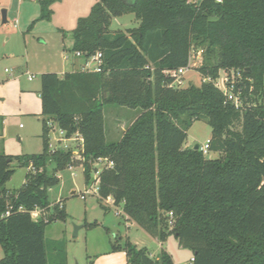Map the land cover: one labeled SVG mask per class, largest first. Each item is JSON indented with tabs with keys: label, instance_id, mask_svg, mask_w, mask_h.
I'll use <instances>...</instances> for the list:
<instances>
[{
	"label": "trees",
	"instance_id": "trees-1",
	"mask_svg": "<svg viewBox=\"0 0 264 264\" xmlns=\"http://www.w3.org/2000/svg\"><path fill=\"white\" fill-rule=\"evenodd\" d=\"M58 2L40 0L29 29L51 21ZM123 15L139 26L111 31ZM71 35V52L84 60L101 53L102 71L40 76L42 153L0 154V264H69L67 244L45 239L51 222L67 219L57 205L49 215V190L76 158L51 150V121L83 139L86 184L94 162L112 164L99 175L100 200L123 205L148 234L161 242L173 237L192 251L193 264H264V0H98ZM193 48L203 50L198 71L210 81L171 86L166 72L187 67ZM221 71L240 73L232 90L239 107L216 86ZM109 106L139 112L119 141L107 140ZM201 120L212 129L209 151L218 159L184 147ZM14 159L35 172L12 194L6 184ZM121 241L116 236L112 251L125 252L127 264H175L164 250L154 260L129 238Z\"/></svg>",
	"mask_w": 264,
	"mask_h": 264
},
{
	"label": "rangeland",
	"instance_id": "rangeland-1",
	"mask_svg": "<svg viewBox=\"0 0 264 264\" xmlns=\"http://www.w3.org/2000/svg\"><path fill=\"white\" fill-rule=\"evenodd\" d=\"M40 0L32 2V0H24L19 3L14 0L12 3L9 24L3 28L5 34L11 37L9 47L14 53H17L21 65L26 66V52H29L31 60L35 64H40L43 60L42 56L48 51L53 54L57 52L63 56L64 50L69 56V59H58L62 63L65 72H72L71 62L75 55L71 52L73 41L72 31L77 27V22L80 17H86L91 8L98 3V0H61L52 7L54 14L51 22L43 20L33 24V16L31 12L41 14ZM7 9L6 6L0 10ZM39 14V16H40ZM32 15V16H31ZM36 15V14H35ZM32 17V18H31ZM39 18V17H38ZM33 19V20H32ZM17 20V22H15ZM111 31L117 30L127 31L137 27V20L134 15H123L113 19ZM63 30L62 32L58 29ZM4 37H0L2 39ZM192 70L185 73L181 78L182 88L190 85L200 86L204 82V78L199 73L198 69L202 66L204 55L200 48H193L191 51ZM58 58V57H57ZM83 67L75 71H81ZM220 79L215 80V83L221 87L224 86L226 73L221 71ZM35 82H40V75L34 76ZM210 81L209 79L206 80ZM105 131L107 132L108 141H116L122 133L123 129L127 128L137 118L138 111L130 110L126 107L109 106L105 109ZM33 120H25L17 118L8 122L9 137L5 140V153L14 157L26 156L28 154L42 153V145L39 140L33 139L21 143L18 136L24 131H21L19 125L22 124L26 130L30 122ZM38 123V121H36ZM56 126V124H55ZM120 132V133H119ZM50 148H56V139L61 137L58 129L50 132ZM212 129L206 121H195L188 132V139L185 147L194 149L196 145L204 146L211 139ZM77 136V135H76ZM73 136V137H76ZM80 138L76 141L68 142L69 150L82 153ZM4 154L0 152V154ZM221 157L219 152H210L206 155L207 159L213 160ZM95 163V162H94ZM106 162L102 161L98 168L93 164V179L90 184H86L83 164L74 162L72 168H65L59 172L58 185L50 188L48 199L51 203L49 215L55 213V205L65 208L67 219L65 222L54 220L48 225L45 239L47 243L50 241H64L67 244V254L71 264H93L97 256L105 253L113 252L112 246L115 244L116 236L122 238L123 242L126 238L135 244L139 249L146 248L150 257L156 260L162 250L166 251L174 260L175 264H191L192 251L179 245L173 238L169 237L165 242L159 241L158 238L148 234L142 227L135 222H130L127 219L123 205L115 206L108 203L105 199L100 200L97 194H86L87 189L94 184L96 171L102 170ZM12 169L15 171L10 181L6 184V189L12 194L16 193L25 183L29 170L26 167L20 166L18 160L14 159L11 163ZM52 169V166L49 167ZM73 192H76L73 194ZM82 196H85L83 199ZM89 224H97L98 226L91 229ZM76 227H80L78 235L75 236ZM4 257L3 247L0 245V260Z\"/></svg>",
	"mask_w": 264,
	"mask_h": 264
},
{
	"label": "crops",
	"instance_id": "crops-1",
	"mask_svg": "<svg viewBox=\"0 0 264 264\" xmlns=\"http://www.w3.org/2000/svg\"><path fill=\"white\" fill-rule=\"evenodd\" d=\"M13 1L14 0H0V10L5 6L7 8L2 10L0 15V37H4L0 39V150H4L3 146L5 145V140L9 137L8 122L17 118L33 120L30 122L27 130L22 124L19 125L20 130L24 131L23 133L20 132L18 136L19 142L25 143L26 140L29 141L36 139L39 140L42 145L43 116L41 115L42 102L40 96L42 84L41 81L35 82V77L32 80H30L29 77L37 75L41 76L44 73H55L62 77L63 74L66 73L63 69L64 65L60 63L61 61H58V59L61 60L62 55H60V53L57 54V52L51 54L48 51L46 55L42 56L43 60L40 64H35L31 60L29 52H26V66L21 65L17 53H14L9 47L11 37L9 34H5L3 29L6 24H9V16ZM18 1L20 3L24 0ZM32 2L35 3L37 0H32ZM3 12L6 13L5 20L3 19ZM34 12H36V10L31 12L33 13L32 15L35 16L33 19L35 18V20H37L40 13H35V15ZM15 22H17V20ZM32 22H34V20ZM137 24L138 27V20ZM58 30L61 32L63 31L61 29ZM67 51L68 50H64L62 56L63 59L66 60L69 59V56L65 54ZM84 63L85 60L83 58L74 57V60L71 62V67L73 71H75L82 67ZM36 121H38V123H36ZM127 128L123 129L122 133L119 135L120 137L117 138L116 141L120 140ZM0 152H3L8 156L10 155L5 153V151ZM130 222L132 223V221H129V223ZM108 252L109 253H105L104 255L97 256L93 261V264H127L125 252ZM68 263L71 264L69 257Z\"/></svg>",
	"mask_w": 264,
	"mask_h": 264
},
{
	"label": "built area",
	"instance_id": "built-area-1",
	"mask_svg": "<svg viewBox=\"0 0 264 264\" xmlns=\"http://www.w3.org/2000/svg\"><path fill=\"white\" fill-rule=\"evenodd\" d=\"M219 1H221V0H219ZM75 57L76 58H81V55L79 53H77V54H75ZM102 64H103L102 55H101V53H97V54H95V55H93V56H91V57H89L88 59L85 60V63L82 66L83 68L81 70L88 71V72L100 73V71H102ZM190 70H192V57L190 59L189 65L187 67H183V68H179L178 70L166 72V74H168L172 79H174V82H173V84L171 86L181 85L182 84L181 78L185 75V73L189 72ZM240 77H241L240 73L231 71V74L230 73H226V79L223 82L224 83L223 87H221V86H219V85H217L215 83L217 87H219L222 91H224V93L228 97V99L232 100L235 103L236 107L240 106L241 101H240L239 95H235L232 90L234 88V84L236 82V79L240 78ZM29 78H30V80H32V79H34V76H30ZM48 125H49V127L51 129L50 132L55 131V129H58L57 126H55V124L52 121L48 122ZM59 131L61 133V137L56 139V142H57L56 144H58V145H57L56 148L52 147L51 150L52 151H55L57 149L69 150V143L68 142L76 141L77 137H79L80 138L79 140L81 142V150L80 151H82V153H78V152L73 151V153H74V155L76 157L74 159V162L78 161V162L83 164L84 163V157L82 155H83L84 151H83V139L81 138V136L76 134L77 136L74 135L76 137L72 136V137L69 138V137L66 136L65 132H63L61 130H59ZM199 148H200V150L203 152V154L205 156L207 154H209V150H210L209 141L204 146H201V147L199 146ZM102 161L106 162V164L102 168V170L104 168H112V164L110 162H108L107 159H104V158L98 159L94 163V167L98 168L99 165L102 163ZM68 168L71 169L72 165L68 166ZM83 168H84V166H83ZM28 170L35 172L34 167H33L32 164L28 167ZM102 170L96 171V177H94V184L92 186H90V188H93V189H87L86 192L84 193V195L94 193V194H97L99 196V189H100L99 188V175L102 172ZM82 198L84 199L85 196H82ZM106 201L108 203L114 204V202H113V200L111 198L106 199ZM9 215H10V212H7L6 216H9ZM40 216H41V212L39 210H35V211L32 212V217L35 220L39 219ZM191 259H192L191 260V264H193L194 259L193 258H191Z\"/></svg>",
	"mask_w": 264,
	"mask_h": 264
},
{
	"label": "water",
	"instance_id": "water-1",
	"mask_svg": "<svg viewBox=\"0 0 264 264\" xmlns=\"http://www.w3.org/2000/svg\"><path fill=\"white\" fill-rule=\"evenodd\" d=\"M5 18H6V13L5 12H3V19L5 20ZM196 150H198L199 149V146L198 145H196L195 147H194ZM73 194H75V192H73ZM80 230V227H76V230H75V236H77L78 235V231Z\"/></svg>",
	"mask_w": 264,
	"mask_h": 264
}]
</instances>
